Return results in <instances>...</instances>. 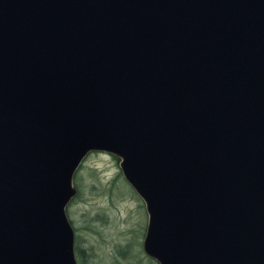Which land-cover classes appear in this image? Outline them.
<instances>
[{
  "label": "water",
  "instance_id": "water-1",
  "mask_svg": "<svg viewBox=\"0 0 264 264\" xmlns=\"http://www.w3.org/2000/svg\"><path fill=\"white\" fill-rule=\"evenodd\" d=\"M93 150L158 264H264V0H0V264H76Z\"/></svg>",
  "mask_w": 264,
  "mask_h": 264
},
{
  "label": "rangeland",
  "instance_id": "rangeland-1",
  "mask_svg": "<svg viewBox=\"0 0 264 264\" xmlns=\"http://www.w3.org/2000/svg\"><path fill=\"white\" fill-rule=\"evenodd\" d=\"M119 162L112 153L93 150L74 173L76 192L66 214L76 264H158L143 249L145 203L124 178Z\"/></svg>",
  "mask_w": 264,
  "mask_h": 264
},
{
  "label": "trees",
  "instance_id": "trees-1",
  "mask_svg": "<svg viewBox=\"0 0 264 264\" xmlns=\"http://www.w3.org/2000/svg\"><path fill=\"white\" fill-rule=\"evenodd\" d=\"M73 181H74V183H75V175H73ZM132 190V189H131ZM133 193H135L134 191H133ZM82 254V253H81ZM81 257H83V255L81 256Z\"/></svg>",
  "mask_w": 264,
  "mask_h": 264
}]
</instances>
